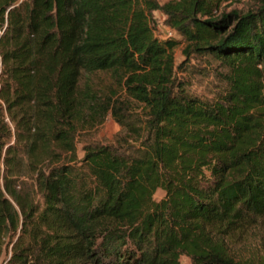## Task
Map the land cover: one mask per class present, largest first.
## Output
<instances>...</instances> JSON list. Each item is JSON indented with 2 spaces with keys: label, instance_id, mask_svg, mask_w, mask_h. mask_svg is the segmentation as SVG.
Returning <instances> with one entry per match:
<instances>
[{
  "label": "trees",
  "instance_id": "trees-1",
  "mask_svg": "<svg viewBox=\"0 0 264 264\" xmlns=\"http://www.w3.org/2000/svg\"><path fill=\"white\" fill-rule=\"evenodd\" d=\"M225 1L0 0V263L253 264L226 239L264 218V0Z\"/></svg>",
  "mask_w": 264,
  "mask_h": 264
},
{
  "label": "rangeland",
  "instance_id": "rangeland-1",
  "mask_svg": "<svg viewBox=\"0 0 264 264\" xmlns=\"http://www.w3.org/2000/svg\"><path fill=\"white\" fill-rule=\"evenodd\" d=\"M164 2L166 0H158ZM259 0H227L222 3L221 11L229 12L231 10H239L244 12L248 9H252L259 4ZM154 25L156 32L160 35H166L169 31L168 26L165 23V15L159 10L152 12ZM184 44L180 43L174 48V57L176 64L185 61V56L182 54V48ZM207 58L197 56L191 57L186 63L187 69H181L179 76H182L189 81V89L204 97L213 96L223 83H220L219 77L216 76V62H211L208 66L205 62ZM199 69L202 70L199 71ZM97 80L93 81L96 82ZM119 130L118 124L110 117L107 116L104 122L86 132L79 134V142L77 144L78 155L81 156V146L84 140L97 141L101 143H112L114 136ZM21 180H28L26 177H20L16 179L17 185H20ZM163 195L162 190H157L154 194L156 199ZM227 249L231 256L235 259L250 262L253 264H264V218L260 219L256 224L248 228L247 231L242 234L235 235L226 239ZM6 258L2 257V262ZM180 264H192L191 259L186 255H181L179 258Z\"/></svg>",
  "mask_w": 264,
  "mask_h": 264
},
{
  "label": "built area",
  "instance_id": "built-area-1",
  "mask_svg": "<svg viewBox=\"0 0 264 264\" xmlns=\"http://www.w3.org/2000/svg\"><path fill=\"white\" fill-rule=\"evenodd\" d=\"M166 35H167V36H170V35H172V31H170V30H169V31L167 32V34H166Z\"/></svg>",
  "mask_w": 264,
  "mask_h": 264
}]
</instances>
